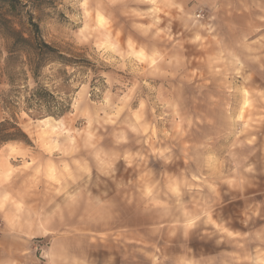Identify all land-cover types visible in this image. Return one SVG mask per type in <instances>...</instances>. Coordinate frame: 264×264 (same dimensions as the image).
<instances>
[{
  "label": "clouds",
  "instance_id": "9594fccd",
  "mask_svg": "<svg viewBox=\"0 0 264 264\" xmlns=\"http://www.w3.org/2000/svg\"><path fill=\"white\" fill-rule=\"evenodd\" d=\"M0 264H264V0H0Z\"/></svg>",
  "mask_w": 264,
  "mask_h": 264
}]
</instances>
